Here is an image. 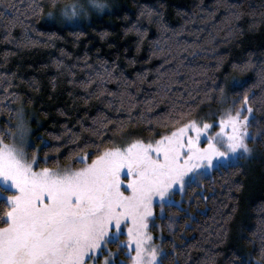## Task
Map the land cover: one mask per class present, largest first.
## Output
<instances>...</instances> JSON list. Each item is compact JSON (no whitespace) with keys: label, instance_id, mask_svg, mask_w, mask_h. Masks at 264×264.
Segmentation results:
<instances>
[{"label":"snow or ice","instance_id":"6c2138e0","mask_svg":"<svg viewBox=\"0 0 264 264\" xmlns=\"http://www.w3.org/2000/svg\"><path fill=\"white\" fill-rule=\"evenodd\" d=\"M48 3L51 9L59 7V16L65 20L78 17L84 11L82 5L75 3L62 7L59 6V0H48ZM0 6L15 9V15L0 11V17L8 20L4 25L7 29L4 39L9 40L15 23H23L20 19L22 14L11 0H0ZM91 7L102 11L106 4L103 0H92ZM220 8L225 12L222 22L228 27V36L242 34V29L232 25V21H238L243 14L242 4L217 0L215 7L208 12V18L214 19ZM42 13L43 6L39 0H30L24 8L25 18L28 15L38 17ZM146 14L151 21L153 11L148 9ZM249 14L255 15V10ZM46 15L49 19H55L57 13L48 11ZM141 15H145V12L141 11ZM156 17L161 27L169 31L159 13H156ZM133 30L138 33L140 40L147 33V29L141 31L136 24L128 29ZM171 31L176 32L175 29ZM197 40L192 43L185 41L183 47L177 44L181 52H188L192 62L208 51ZM153 43L156 46L153 55L158 52L164 54L163 62L156 68L155 77L150 82V85L156 87L150 99H137L148 72H138L130 79L116 61L108 66H105L107 62H101L102 71L95 73L98 81L95 90L89 91V85L93 83L91 77L79 81V84L85 89L87 99H98L108 108L118 104L119 107L114 109L117 112L125 109L131 113L135 107L134 102L140 103L143 108L139 119L147 121L148 130L155 132L156 125L164 128L169 124L178 126L164 133L155 132L154 137L147 140L135 138L119 145L113 142L111 146L102 148L106 140H113V137L107 135L110 125L111 130L120 132L126 123L133 120L129 115L127 120L113 123L104 112L98 111L91 118L90 126H85L83 119L79 121L82 130L90 134L89 137L81 141L78 134H72L79 143H76L77 150L70 155L74 156V161L83 165L80 168L38 167L39 148L29 139L30 131L23 108L16 107L13 115L12 104L21 97L12 92L9 99L11 81L8 80L9 86L3 88L4 100L0 101V113L7 112L9 119H15L16 122L0 128V224L3 225L0 226V264H165L169 254L154 242V236L149 230L150 227H161L155 223L154 202L158 199L163 213L166 203L171 206V196L176 187L180 191L184 190L186 177L190 173L199 180L209 170L238 167L241 159L252 158L254 149L249 147L248 141L264 140V132L256 135L249 131L253 125L259 127L260 124L255 115L260 107L253 105L259 102L260 106H264V53L256 59L253 53H249L246 60L230 64L232 70L255 72V82L249 85L247 79L232 77L231 88L242 91L232 97L231 106L223 109L218 121H185L187 110L194 106L196 99L192 91L203 81L194 77L182 80L179 69L187 67L185 62L188 56H180L176 67H172L171 63L177 57H170L164 48H160L159 40ZM139 48L138 40V51ZM213 52L215 54L214 49ZM215 60V65L197 64V68L199 75L205 78L209 77L210 72L215 77L217 70L223 69L224 80L216 84L213 79L215 88L209 91H217L219 96L216 99L224 104L228 101L225 87L229 83L228 68L223 66L224 57L215 54ZM188 80L193 85L191 90L187 89ZM108 81L116 82L115 91L105 87ZM182 83L185 89H177L181 95L175 99L169 96L173 92V85ZM257 86L261 88L259 96L252 91ZM185 91L188 97L186 100L183 99ZM158 96L168 97L170 102L168 108L160 114L152 112V108L159 103ZM149 116L154 118L155 124L148 119ZM214 127H218L219 131L212 133ZM202 134H207V144L204 146H201ZM6 139L11 142L6 143ZM29 148H33L31 157ZM89 158L91 163H88ZM47 162L46 153L44 163ZM235 186L237 190L241 187L240 184ZM122 225L126 226L127 233L124 241L119 239L123 234ZM257 234L258 246L254 241H249L257 257L254 258L251 252L247 253L246 258L238 257L237 250H232L229 264H264V220L259 221L256 232L252 233L253 236ZM216 237V241H205L211 243L212 247L206 250L201 248L204 257L199 260L194 259L190 251L177 253V246L173 244V264H181V257L183 264H216L215 258L220 255L217 246L225 242L227 229L218 231ZM109 243L116 244L119 251L109 249ZM198 245L199 241L185 247L191 249ZM121 252L126 255L127 261L117 259Z\"/></svg>","mask_w":264,"mask_h":264},{"label":"trees","instance_id":"16d2710c","mask_svg":"<svg viewBox=\"0 0 264 264\" xmlns=\"http://www.w3.org/2000/svg\"><path fill=\"white\" fill-rule=\"evenodd\" d=\"M75 1L59 0V6L70 5ZM11 2L20 10L22 14L20 19L23 23H15L11 28L9 40H5L7 29L4 25L8 20L0 17V101L4 100L3 88L9 86L10 80L9 99L12 92L18 93L21 97L12 104L13 115L16 107L33 110L36 114L39 123H34L36 128L33 132V145L39 148L37 152L39 165L50 167L82 165L74 161V156L70 155L77 150L76 143H79L74 140L72 134H78L81 141L89 137L90 134L82 130L79 121L83 119L85 126H90L91 118L98 111L104 112L113 123L127 120L129 115L133 120L126 123L120 132L111 130L110 125L107 135L113 137V140H106L101 145L102 148L111 146L113 142L119 145L135 138L147 140L154 137L155 132L164 133L171 127L178 126L169 124L164 128L156 125L154 132L147 129L146 120L139 119L143 106L138 102H134L135 107L129 113L125 109L115 111L114 109L119 107L118 104L108 108L98 99H87L85 89L80 86L79 81L91 77L93 83L89 85V91L95 90L98 83L95 73L102 71L100 68L102 61L107 62L105 66L116 61L130 79L138 72L147 71L148 75L137 99L138 101L150 99L151 94L156 92L155 85H150V82L155 77L156 68L163 62L164 53L158 52L153 55L156 47L153 42L159 40L160 48H164L170 57H177L172 61V67H176L180 56H188L185 62L187 67L179 69L182 80L194 77L203 81L195 91H192V96L196 99L194 106L187 110L185 121L210 120L217 118V112H221L226 104H221L216 99L219 96L217 91H209L215 88L213 79L216 84L224 80L223 69L217 70L215 77H212L210 72L209 77L205 78L199 75L197 64L215 65V54L224 57L223 66L228 68L229 81L225 87L230 104L232 97L242 91L239 88L235 90L231 88L233 76L239 80L247 79L249 85L255 82V72L232 70L230 64L246 60L249 53L254 54V59L264 53V0H231L232 3L242 4L243 8L241 18L232 21V25L242 29V34L233 36H228V27L222 22L225 16L223 8L215 13L214 19L208 18V12L215 7L217 0H103L106 4L104 10L94 8L85 19L75 24L67 20L61 21L59 7L51 9L48 0H39L43 6L42 14L38 17L28 15L27 18L24 15V8L30 0ZM148 9L153 11L151 21L146 14ZM253 9L255 15H250ZM0 11L15 15V9L0 6ZM48 11H55L56 18L49 19L46 15ZM141 11H144L145 15L142 16ZM156 13L160 14L169 31L161 27ZM133 24L141 31L147 29L142 40L135 30L128 31ZM171 29H175L176 32ZM193 40H197V43L208 49L195 62H192L188 52H181L177 48L178 43L183 47L185 41L192 43ZM178 53L180 55H177ZM130 60L135 62L129 63ZM105 87L115 91L116 82L108 81ZM192 88V82L188 80L187 89ZM177 89L184 90L185 84L173 85V92L169 93L173 99L181 95ZM133 91L135 92V89ZM252 91L259 96L261 88L257 86L252 88ZM183 99H188L186 91ZM158 100L159 103L152 108V112L156 114L165 111L170 103L168 97L158 96ZM253 106L260 107V111L255 113L260 124L259 127L253 125L249 131L259 135L264 132V106H260L259 102ZM148 119L155 124L152 116ZM15 122V119H9L7 112L0 113V128L11 126ZM9 141L11 140H5ZM248 143L255 149L252 158L240 161L238 167L212 169L202 179L189 183L182 192L177 193L175 201L170 202L171 206L169 203L165 204L163 213L159 207L156 208L155 223L161 227L152 230L163 251L169 254L165 264H173V244L177 246V253L190 251L194 259L203 258L201 248L206 250L212 247L211 243L205 241H216V233L223 232L225 228L227 238L223 244L217 246L220 255L215 258L216 264H229L232 250H237L238 257L246 258L249 252L254 258L257 257L253 244L249 241L252 240L256 246L259 245V235L253 236L252 233L256 232L259 221L264 220V140H249ZM32 152L33 148H29L30 155ZM46 153L47 164L44 163ZM235 184L241 185L239 190ZM197 241L200 242L197 247L191 249L185 247ZM109 244L111 248L116 247L114 243ZM120 255L126 257L123 252ZM180 259L183 264V257Z\"/></svg>","mask_w":264,"mask_h":264},{"label":"rangeland","instance_id":"374dc122","mask_svg":"<svg viewBox=\"0 0 264 264\" xmlns=\"http://www.w3.org/2000/svg\"><path fill=\"white\" fill-rule=\"evenodd\" d=\"M77 4V5H82L83 7H84V11L81 13V15L80 16H78V17H75V18H73V19H71V20H67L68 22H70V23H72V24H75V23H79V21H81V20H83V19H85L86 17H87V15H89L90 13V10H92V9H94L93 7H91V3H92V0H76L75 2H72V4ZM71 5V4H70ZM62 18V17H61ZM61 21H66L64 18H62V19H60ZM229 106H231V103L229 104V102L227 101V103L223 106V108L221 109V112L223 111V109L224 108H227V107H229ZM23 108V107H22ZM23 110H24V112H25V119H26V121H27V126H28V128H29V131H30V136H29V139H30V141H31V143L33 144L34 143V138H33V132H34V130H35V122L36 123H39V121H38V118H37V116H36V114L34 113V111L33 110H28V109H25V108H23ZM221 112H217V118H215V119H210V120H203V119H199L198 121H207L208 123H214V122H216V121H218L219 120V117H220V113ZM217 131H219V128L218 127H214L212 130H211V132L212 133H215V132H217ZM206 135L207 134H202V136H201V146H204V145H206L207 144V139L205 138L206 137ZM11 141H9V142H6V143H10ZM248 145H249V147L250 148H252V149H254L252 146H250V144L248 143ZM28 153H29V149H28ZM255 155V149H254V152H253V154H252V157ZM29 157H31V155H30V153H29ZM244 160H247V159H241L240 161H244ZM88 163H91V161H89ZM38 167H49V168H56V167H50V166H44V165H39L38 164ZM61 167H71V168H80V167H83V165H79V166H76V167H72V166H61ZM211 170H209V172H210ZM206 174H208V173H206ZM205 174V175H206ZM186 180H187V184L186 185H188L189 183H191V182H194V181H196L197 179L193 176V174H189V177H186ZM185 185V186H186ZM179 192H182V191H180L179 190V187H176V190H175V192H174V194L171 196V201L170 202H174L175 201V195L177 194V193H179ZM157 207H159V210L161 211V209H160V206H159V201H158V199L154 202V205H153V214H154V216L156 215V208ZM122 227V230H123V234L122 235H120V237H119V239L121 240V241H124V240H126L127 239V233H126V226L125 225H122L121 226ZM150 231H151V233H152V235L154 236V233H153V230H152V227H150V229H149ZM154 242L157 244V245H159L160 247H161V245L159 244V242H157L156 241V239H155V237H154ZM108 248L109 249H111L113 252H118L119 251V249L117 248V246L115 247V248H111L110 247V244H108ZM162 248V247H161ZM163 250V249H162ZM106 254V253H105ZM102 259V258H101ZM117 259L118 260H125V261H127V257H122L121 255H119L118 257H117ZM97 264H99V262H97Z\"/></svg>","mask_w":264,"mask_h":264}]
</instances>
